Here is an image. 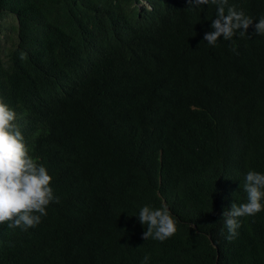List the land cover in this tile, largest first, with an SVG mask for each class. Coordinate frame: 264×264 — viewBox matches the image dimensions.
Returning <instances> with one entry per match:
<instances>
[{"label":"trees","instance_id":"trees-1","mask_svg":"<svg viewBox=\"0 0 264 264\" xmlns=\"http://www.w3.org/2000/svg\"><path fill=\"white\" fill-rule=\"evenodd\" d=\"M228 6L253 25L209 45L211 3L0 0V31L16 21L0 98L60 201L0 224V264H264V210L231 241L222 216L264 173V0ZM145 205H167L175 235L142 239Z\"/></svg>","mask_w":264,"mask_h":264},{"label":"clouds","instance_id":"clouds-1","mask_svg":"<svg viewBox=\"0 0 264 264\" xmlns=\"http://www.w3.org/2000/svg\"><path fill=\"white\" fill-rule=\"evenodd\" d=\"M187 3L193 7L209 3L217 7L211 24L213 31L204 35L209 45H215L221 36L224 40H231L237 32L243 37L253 25V19L243 10L237 11L228 6V0H187ZM255 34L264 35V17L255 24ZM16 112L0 98V224L7 223L8 228L27 230L37 226L47 215L46 208L50 202L60 201L50 187L52 177L46 167L29 155L26 137L16 124L20 119L18 112L16 120ZM243 190L246 202H234L230 210L222 213L229 241L238 235L237 229L241 226L238 218L264 210V173L249 170L244 178ZM138 219L142 225H147L142 234L145 241L151 238L163 242L177 232V221L167 205L158 209L145 205L140 209ZM149 259L146 255L142 264H147Z\"/></svg>","mask_w":264,"mask_h":264},{"label":"rangeland","instance_id":"rangeland-1","mask_svg":"<svg viewBox=\"0 0 264 264\" xmlns=\"http://www.w3.org/2000/svg\"><path fill=\"white\" fill-rule=\"evenodd\" d=\"M2 23L4 24V28L2 31H0V43L1 44H6L7 43V36H15L13 30L11 29L15 24L16 21L12 16H8L7 18L2 20ZM17 32H18V25H16V37H17Z\"/></svg>","mask_w":264,"mask_h":264}]
</instances>
